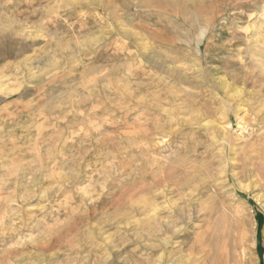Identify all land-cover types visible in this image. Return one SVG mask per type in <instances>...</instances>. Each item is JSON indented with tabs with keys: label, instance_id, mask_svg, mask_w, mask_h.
<instances>
[{
	"label": "rangeland",
	"instance_id": "obj_1",
	"mask_svg": "<svg viewBox=\"0 0 264 264\" xmlns=\"http://www.w3.org/2000/svg\"><path fill=\"white\" fill-rule=\"evenodd\" d=\"M263 52L264 0H0V264H264Z\"/></svg>",
	"mask_w": 264,
	"mask_h": 264
},
{
	"label": "bare ground",
	"instance_id": "obj_2",
	"mask_svg": "<svg viewBox=\"0 0 264 264\" xmlns=\"http://www.w3.org/2000/svg\"><path fill=\"white\" fill-rule=\"evenodd\" d=\"M116 5H117V3H116ZM120 6V5H119ZM146 7V6H145ZM120 8V7H119ZM116 8H114V10L113 11H116L115 10ZM200 11V10H199ZM117 12V11H116ZM215 15V14H214ZM121 16V15H120ZM212 16V15H211ZM190 17V16H189ZM120 18V17H119ZM123 26V25H122ZM138 26V25H137ZM140 26V25H139ZM143 25H141V27H142ZM133 28V27H132ZM122 29V28H121ZM134 29V28H133ZM142 29H144L143 27H142ZM123 30V29H122ZM125 30V29H124ZM126 30H128V33L127 34H131L132 35V37H133V35L134 34H136V31H134V30H130V29H126ZM140 30V29H139ZM124 32V31H123ZM126 32V31H125ZM141 32H143V31H141ZM140 32V33H141ZM156 34V33H155ZM138 35V34H137ZM142 36V35H141ZM143 37V36H142ZM135 38H136V36H135ZM141 41V40H140ZM144 41V40H143ZM141 43V42H140ZM144 44V42L141 44V45H143ZM142 50V49H141ZM144 50V49H143ZM146 50V49H145ZM150 52V51H149ZM144 53H146V52H144ZM264 53V52H263ZM152 55V54H151ZM253 56V55H252ZM257 56V55H256ZM255 58H257V59H259V57H255ZM257 59H255V60H257ZM261 61H260V63L259 64H261V66H262V68L264 69V54H263V58L262 59H260ZM169 66V65H168ZM169 67H171V65L169 66ZM251 70V69H250ZM173 71H175L174 69H173ZM255 71V70H254ZM149 72V71H148ZM178 72V71H177ZM248 72V71H247ZM249 73V72H248ZM143 74V73H142ZM147 74V73H146ZM146 74H143V76L144 75H146ZM179 74L181 75V76H185L184 75V72H182V71H179ZM250 74V73H249ZM252 74H253V72H252ZM248 75V74H247ZM236 76H237V74H236ZM187 77V76H186ZM238 77V76H237ZM258 77V76H257ZM236 78V77H235ZM240 78V77H239ZM246 78V77H245ZM243 79V78H242ZM250 79H252V78H250ZM259 79H261V78H259ZM240 80V79H239ZM258 80V79H257ZM232 81V80H231ZM231 81H229V80H226V78L224 79H221V81H220V85L222 86V89H224V91H225V94L226 95H228V96H230L232 99H230L231 101H229V105H228V103H227V105L228 106H232V105H234L233 107H234V109H238L239 110V104H240V99H241V97L243 96V95H245V93H249L250 92V95L251 94H254V92H252V91H246V89L245 88H239L238 86H236L235 84H232L231 83ZM251 82V81H250ZM218 85V84H217ZM251 85V84H250ZM145 86V85H144ZM256 87V86H255ZM127 91V90H126ZM142 91H143V89H142ZM221 91V90H220ZM144 92V91H143ZM223 92V91H222ZM177 93V92H176ZM173 94V93H172ZM224 94V95H225ZM210 97V96H209ZM143 99V98H142ZM219 99H221V98H219ZM218 99V100H219ZM89 101V100H88ZM167 101V100H166ZM213 101V100H212ZM147 102V101H146ZM158 102V101H157ZM96 103V102H95ZM221 103V102H220ZM145 104V103H144ZM166 104V103H165ZM184 104V103H183ZM148 105H149V103H148ZM167 105V104H166ZM185 105V104H184ZM194 105V104H193ZM208 105V104H207ZM154 106V105H153ZM206 106V105H205ZM223 107V106H222ZM158 108V107H157ZM169 108V107H168ZM226 108V107H225ZM264 108V107H263ZM176 109H177V107H176ZM260 109V108H259ZM261 109H262V107H261ZM203 110V109H202ZM229 110H230V107H229ZM231 110H232V108H231ZM227 111V110H226ZM232 111H235V110H232ZM240 111V110H239ZM261 111V110H260ZM263 111V110H262ZM178 112V111H177ZM180 112V111H179ZM259 112V111H258ZM264 112V111H263ZM195 113H198V112H195ZM233 113V112H232ZM182 115H184V114H182ZM258 115V114H257ZM260 115V114H259ZM215 119V118H214ZM201 120V119H200ZM202 122V121H201ZM187 123V122H186ZM210 124V123H209ZM219 129V128H218ZM132 130V129H131ZM220 130V129H219ZM226 131V130H225ZM224 132V131H223ZM138 134V133H137ZM222 134H224V133H222ZM221 134V135H222ZM226 135V134H225ZM257 156V155H256ZM52 165V164H51ZM254 165V164H253ZM55 166H56V164H55ZM23 167V166H22ZM45 167V166H44ZM257 167H259V166H257ZM1 168H3V167H1ZM14 168V167H13ZM42 168H43V165H42ZM227 168V167H226ZM225 168V169H226ZM253 168V167H252ZM256 168V167H255ZM47 169V168H46ZM2 170V169H1ZM17 170H18V168H17ZM24 170V169H23ZM27 170V169H26ZM40 170H42V169H40ZM227 170V169H226ZM259 170V169H258ZM2 171H4V170H2ZM25 171V170H24ZM59 171H61L60 169H59ZM6 172V171H5ZM21 173V172H20ZM48 173V172H47ZM5 174V173H4ZM11 174H12V172H11ZM224 174V173H223ZM256 175H258L257 173H256ZM10 176H12V175H10ZM9 176V177H10ZM14 176V175H13ZM2 177V176H1ZM63 177V176H62ZM3 178H4V176H3ZM5 179V178H4ZM1 180V179H0ZM15 180H17V179H15ZM14 180V181H15ZM7 181V180H6ZM18 181V180H17ZM16 181V182H17ZM6 185V184H5ZM1 188V187H0ZM5 188H7V187H5ZM4 192V191H3ZM14 195V194H13ZM15 199V198H14ZM11 200V199H10ZM16 200V199H15ZM1 202V201H0ZM7 202H8V200H7ZM13 202V201H12ZM23 204V203H22ZM9 205V204H8ZM10 205H11V203H10ZM2 206V205H1ZM8 208H10V207H8ZM7 209V208H6ZM5 209V210H6ZM3 210V209H2ZM20 220V219H19ZM23 220H25V219H23ZM22 220V221H23ZM23 226V225H22ZM13 227V226H12ZM25 227V226H24ZM172 227V226H171ZM23 228V227H22ZM173 228V227H172ZM177 228V227H176ZM174 229V228H173ZM178 230H174L173 232H177ZM199 234H202V233H199ZM9 240H10V238H9ZM147 243V242H146ZM43 245H46V244H42V246ZM148 245H150L149 243H148ZM40 246V245H39ZM158 246H159V244H158ZM41 247V246H40ZM151 247V246H150ZM12 252V251H11ZM211 252V251H210ZM210 252H209V246L208 245H205L204 244V234L203 235H198L197 237H196V239H195V241H194V243L192 244V246L187 250V252H186V255H189V260L187 261V262H184V261H181V264H187L188 262H191L190 264H203L206 260H208L209 259V256H210ZM9 253H10V251H9ZM13 256V255H12ZM182 260V259H181ZM253 261V259L251 258V259H247L246 257H243V262H242V264H248V262H252Z\"/></svg>",
	"mask_w": 264,
	"mask_h": 264
}]
</instances>
